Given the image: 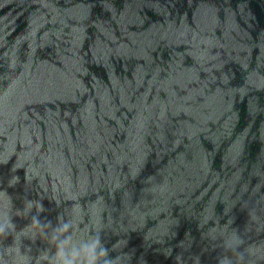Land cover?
<instances>
[{
    "label": "water",
    "instance_id": "obj_1",
    "mask_svg": "<svg viewBox=\"0 0 264 264\" xmlns=\"http://www.w3.org/2000/svg\"><path fill=\"white\" fill-rule=\"evenodd\" d=\"M7 216L9 264L58 216L109 264H264V0H0Z\"/></svg>",
    "mask_w": 264,
    "mask_h": 264
},
{
    "label": "clouds",
    "instance_id": "obj_2",
    "mask_svg": "<svg viewBox=\"0 0 264 264\" xmlns=\"http://www.w3.org/2000/svg\"><path fill=\"white\" fill-rule=\"evenodd\" d=\"M40 211H44L43 204L40 205ZM29 226L43 228L45 222H42L40 215H36L32 217ZM46 226L52 227L50 220L46 221ZM72 228L73 224L70 220L65 221L62 217H57V225L52 227L53 234L50 241L55 250H45L40 254L37 257L38 264H109L107 249L102 246L99 238L94 237L74 244L70 233ZM15 231L16 226L11 216L0 220V237L7 238ZM14 244L15 237H13V245L7 247L12 248ZM17 254L22 255L18 250ZM102 257L105 259L102 260ZM0 264H9L6 252H0ZM17 264H32V261L30 257H23Z\"/></svg>",
    "mask_w": 264,
    "mask_h": 264
}]
</instances>
